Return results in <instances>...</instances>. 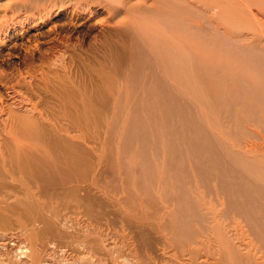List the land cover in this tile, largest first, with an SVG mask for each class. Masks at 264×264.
Returning a JSON list of instances; mask_svg holds the SVG:
<instances>
[{"label":"bare ground","instance_id":"bare-ground-1","mask_svg":"<svg viewBox=\"0 0 264 264\" xmlns=\"http://www.w3.org/2000/svg\"><path fill=\"white\" fill-rule=\"evenodd\" d=\"M167 1L106 0L105 12L84 6L89 16L72 14L80 28L107 29L98 34L111 41L105 49L113 62L101 66L111 80L78 75L73 50L70 64L48 66L29 82L22 77L8 88L0 79V264H264V0H179V9ZM197 9L215 21L195 23L197 13L189 20ZM226 18L247 29L220 30ZM214 38L230 51L223 63V53L202 52ZM112 101L106 145L119 133V156L139 165L121 174L112 151L95 154L88 137ZM150 145L163 177L177 182L173 197L143 183L157 164ZM188 165L221 215L235 217L218 247L196 240L199 229L190 227L203 228L206 218L182 187L193 178ZM166 246L173 256L162 253Z\"/></svg>","mask_w":264,"mask_h":264},{"label":"rangeland","instance_id":"rangeland-1","mask_svg":"<svg viewBox=\"0 0 264 264\" xmlns=\"http://www.w3.org/2000/svg\"><path fill=\"white\" fill-rule=\"evenodd\" d=\"M95 1L98 0H0V79L2 81V84L6 85L8 88L14 87L17 85L20 78L25 77L28 79L33 73L36 74L39 70L46 71L48 66L49 68L54 66L53 68L61 69L65 65L70 64V62L67 60L69 56L68 50H73L76 53V56L73 58L71 62L75 67L76 66L81 67V70L76 72L78 75H83L85 77H88L89 75L91 76L97 75L101 79L102 78L103 79L110 78L109 80L113 79V74L111 73V71L109 70L106 71L103 68H101L102 65H106V61L113 62V59L109 58L108 51L105 49L111 43V41L108 39L100 38L98 34V32L107 29H105L103 25H101V27L95 28V30L90 28L89 25L80 28L76 20L77 18L74 17L76 19H73L72 17V14L73 16H77L80 18L82 16H89V12H85L82 10L84 6L85 7L88 6L91 9L90 11L100 10L101 12H105L108 9L107 8L108 3L106 2V0H99V2L102 3L100 4V6H98L99 3L96 4ZM203 1L204 0H201V3L206 2ZM16 2H18L20 5H15ZM167 2L169 3L170 6L173 5L174 7L179 9L181 1L168 0ZM172 10L176 11L175 9ZM196 11L197 12H192L190 10L189 18H188L189 20H192L194 14L196 15L197 13L196 16L198 17V19L197 17L193 18L195 23L197 22L201 23L200 20L204 16L206 18L211 17L209 18L211 22L215 21L212 13L206 14L205 12H202L203 13L202 14L199 12V9H197ZM107 15L108 14H104L96 21L106 18ZM38 16H40V19H38ZM216 19L220 21L219 17H216ZM96 21H93L92 24H95ZM218 23L219 24H217L216 26L220 30L224 29L232 36L233 34L234 36L240 35V31H242L243 29H247L243 25V23L240 22L238 18L235 20L234 19L230 20L226 18L225 21ZM226 23L229 26H227ZM181 31L183 33L182 28ZM191 36H193L192 38L199 43L198 37L194 35H190V37ZM192 38H190V40H192ZM220 41L222 40L214 38L211 41L212 42L211 44L208 45L206 44L204 48L203 47L201 48L203 49L202 52H204L205 54L208 53L207 50L209 51L210 47L211 50H214L213 52L216 51L217 54H219L218 56H220L221 53H223L224 55L222 54L223 56L222 55H221L222 57L220 56V58L222 59V60L220 59L221 62L218 61L219 63H223L224 61L227 60L226 57L227 58L230 57L229 56L230 51H227L225 42L222 41L220 43ZM219 44L220 46H217ZM215 49L219 50V52ZM227 53H229L228 56H225L227 55ZM218 56L216 55V57ZM217 60H219V58ZM65 78L66 79L70 78L69 81L72 82L71 76L69 74ZM40 80L41 82H43V84L46 81L45 79L42 78H40ZM27 82H29V79L27 80ZM58 82L60 83L61 80ZM106 91L110 97L113 96V94H115V92H113L111 88H108ZM116 103L117 102L112 101L109 112L106 115H103L102 119H100L102 121L100 128L99 127L96 128L95 126L96 124H92L93 127L89 132L88 137L93 143L91 148L94 149L95 154L104 156V154L106 153L105 154L106 156L108 153L112 151L114 158L117 157L119 163V165L118 164L117 165L119 166V170L121 174L122 169H124L125 167L134 170L135 168L139 169V165L135 157L128 156V158L126 159L123 158L121 159V157L119 156L121 155L118 150L119 133L117 134L115 141H114L115 138L114 135L112 141L109 143V146L106 145V142L109 139L108 132H109L110 124H112V121L116 116L115 115L116 113L114 112L115 110L114 106H116ZM20 106L24 108V105L20 104ZM197 109L198 111L199 110L203 111L202 107L201 108L197 107ZM63 122L64 124H67L66 119H63ZM59 134L64 135L65 133L60 132ZM76 134L79 135L78 131H76ZM222 138L223 140H228L227 136L225 135L222 136ZM153 140L154 138L151 136L150 143H152ZM165 141H166L165 138L164 139L159 138L160 147L163 143H165ZM0 146L1 149H4L3 143H0ZM112 146L113 148H111ZM149 147L150 149L148 155L150 156L152 160L151 162L153 163L154 157H153V153L151 152L153 151V145L152 146L150 145ZM45 151H47V149H45ZM183 156L185 157L181 158L182 161L186 163V165L189 164L190 158L188 157V155L185 154ZM116 162L117 161L115 160V163ZM154 162L157 164H152V167L149 169V171L147 170L149 173L147 171L145 172L144 175L145 178L143 177L144 179L143 183L154 194H159V192L162 191L163 188H165V191H167L171 197L175 196L177 192V188H176L177 182L173 178L165 179L163 177L162 168L163 166H165L162 163L163 161L161 162L159 160L157 161L155 160ZM98 166L101 167L100 162L96 161L95 164L93 165V172H92L93 176L91 175L92 183H95V179L97 175L96 168H98ZM153 167H155L154 170ZM188 167L189 165L187 166L186 170L190 171V175L191 177H193V173L191 172L192 169L191 167L189 168ZM163 180L165 181L163 182ZM182 183H183L182 187L187 192L188 197L189 198L191 197L196 201L200 202L201 213L206 218V220L203 223V228L198 227V225L190 224L191 225L190 227H192L195 231L199 229V235L196 240L208 241L210 239L211 240L210 246L218 247L216 244L217 239H219L221 234H224L225 232L229 233L227 232L228 228L229 226L232 225V222L235 221L234 219L235 217H229L225 219L223 215H221L220 213L221 208L218 207L217 203L214 201V197L206 196L203 193V189L201 188V186L198 184L196 180H194V177L191 178L190 181L187 179H183ZM78 184L79 186H84V187L87 186V183H85L86 185L84 183H78ZM137 191L138 190L136 189L135 192ZM111 199L112 198L110 197V200ZM117 209H119L118 211L120 214L124 213V210L122 209L121 206L117 205ZM232 226H234V224ZM167 238H168V242L171 243L172 235L171 234L168 235ZM187 245H191V244H187ZM259 252L261 253L258 254V257H262L263 252L261 250ZM162 253L164 255H167L169 253L167 256L170 255L173 256L174 246H170V247L166 246L165 252L163 251ZM173 260H177V257L176 256L173 257Z\"/></svg>","mask_w":264,"mask_h":264}]
</instances>
